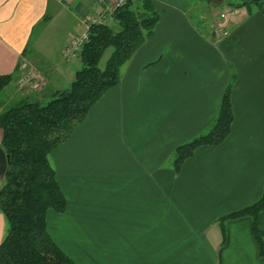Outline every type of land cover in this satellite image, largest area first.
Instances as JSON below:
<instances>
[{
    "label": "crops",
    "instance_id": "crops-1",
    "mask_svg": "<svg viewBox=\"0 0 264 264\" xmlns=\"http://www.w3.org/2000/svg\"><path fill=\"white\" fill-rule=\"evenodd\" d=\"M153 2L152 35L50 154L67 204L48 211V231L77 264H264L250 216L226 220L225 234L219 221L264 191V6L209 0L216 19L200 26L190 16L197 2ZM102 9L98 0H0V75H12L3 100L24 63L48 93L68 86L81 61L62 49ZM233 76L230 134L176 171L175 149L211 127ZM6 232L0 212V243Z\"/></svg>",
    "mask_w": 264,
    "mask_h": 264
},
{
    "label": "trees",
    "instance_id": "trees-1",
    "mask_svg": "<svg viewBox=\"0 0 264 264\" xmlns=\"http://www.w3.org/2000/svg\"><path fill=\"white\" fill-rule=\"evenodd\" d=\"M262 1L227 3L249 8ZM112 16L116 28L104 22L90 24L89 39L79 55L81 66L68 86L44 99L22 95L6 103L0 96L1 146L8 155V168L0 187V212L7 220V232L0 243V264H77L57 245L47 228L48 211L62 212L67 204L50 154L85 120L100 97L119 83L124 65L152 35L160 20L153 0H125ZM107 49L111 52L102 66ZM234 78L211 127L175 149L172 163L176 171L199 146L220 144L230 134ZM11 81V74L0 75V94ZM263 211L264 191L255 203L220 217L223 233L226 220L250 216L260 254L264 256V230L260 225Z\"/></svg>",
    "mask_w": 264,
    "mask_h": 264
},
{
    "label": "built area",
    "instance_id": "built-area-1",
    "mask_svg": "<svg viewBox=\"0 0 264 264\" xmlns=\"http://www.w3.org/2000/svg\"><path fill=\"white\" fill-rule=\"evenodd\" d=\"M125 0H98V4L102 6V11L94 15L87 23V28L84 32L74 35L67 44L63 47L62 53L64 57L72 58L80 55L84 44L89 39L90 24L95 22H104L108 24V18L113 15L116 7L122 5ZM230 9L228 8L227 11ZM224 15V14H222ZM22 74L19 73L17 83L21 88L29 87L31 89L42 88L46 84V79L42 72L35 66L24 63L21 67Z\"/></svg>",
    "mask_w": 264,
    "mask_h": 264
},
{
    "label": "rangeland",
    "instance_id": "rangeland-1",
    "mask_svg": "<svg viewBox=\"0 0 264 264\" xmlns=\"http://www.w3.org/2000/svg\"><path fill=\"white\" fill-rule=\"evenodd\" d=\"M195 2H197L198 4L195 6V8H193L191 11H190V16L194 17L195 19H197L198 21V25H202L204 26L206 21H204V19L202 18L204 15L206 17H208V19H206L207 21H211V19L215 20L216 19V15H215V11L212 10L210 11L209 8H207V3L209 0H192ZM250 7L249 8H253L255 6H258V7H261L263 8L264 6V0L259 3V4H252V5H249ZM222 15V14H221ZM223 17V15H222ZM108 24L111 25L112 27H117L116 26V23H115V20L113 18V16L109 19L108 18ZM111 52V49H107L101 59V65L103 66L105 61L107 60L109 54ZM80 56H76V57H72L71 59H80L79 58ZM62 59V58H61ZM70 59V58H69ZM33 66V65H32ZM22 70H20V74H22ZM19 76V75H18ZM49 88H52L51 85L49 86ZM11 90V85H7L5 87V89L3 90V92H1L0 96H1V99H7L8 97H10L9 93ZM14 96H12L11 100H14L16 99L17 97L19 96H22V95H28V96H31V98H39V99H44V98H48L52 93H48L47 91V84H44L42 86V88H39V89H31L29 87H26V88H21L18 83L17 85L15 86V90H14ZM21 93V94H19ZM11 100H8L6 103L10 102Z\"/></svg>",
    "mask_w": 264,
    "mask_h": 264
},
{
    "label": "water",
    "instance_id": "water-1",
    "mask_svg": "<svg viewBox=\"0 0 264 264\" xmlns=\"http://www.w3.org/2000/svg\"><path fill=\"white\" fill-rule=\"evenodd\" d=\"M8 168V155L0 145V173L5 174Z\"/></svg>",
    "mask_w": 264,
    "mask_h": 264
}]
</instances>
